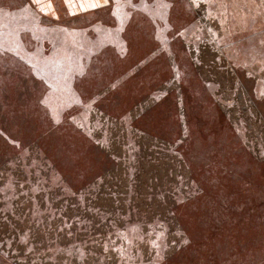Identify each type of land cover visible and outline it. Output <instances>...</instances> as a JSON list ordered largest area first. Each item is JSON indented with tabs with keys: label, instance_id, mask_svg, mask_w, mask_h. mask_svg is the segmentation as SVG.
I'll return each instance as SVG.
<instances>
[{
	"label": "rangeland",
	"instance_id": "obj_1",
	"mask_svg": "<svg viewBox=\"0 0 264 264\" xmlns=\"http://www.w3.org/2000/svg\"><path fill=\"white\" fill-rule=\"evenodd\" d=\"M202 55L234 78L232 96L240 87L264 108V0H0V209L22 201L25 168L51 164L70 190L132 161L124 133L133 141L149 129L176 144L200 189L177 210L187 246L164 264H264V161L247 151L246 119L228 123L231 96ZM213 213L230 223L204 227ZM2 223L0 264L34 263ZM163 243L140 247L160 253Z\"/></svg>",
	"mask_w": 264,
	"mask_h": 264
},
{
	"label": "trees",
	"instance_id": "obj_2",
	"mask_svg": "<svg viewBox=\"0 0 264 264\" xmlns=\"http://www.w3.org/2000/svg\"><path fill=\"white\" fill-rule=\"evenodd\" d=\"M207 60L202 55V70H208L220 91L232 99L229 108L222 110L223 114L231 126L236 125L239 117L246 119L244 135L250 141L248 145L246 143L247 151L252 158L263 162L264 158L255 156V153L264 151L260 148L264 147L263 105L257 101L254 103L252 98L250 100L240 87V92L235 94L242 92L243 95L232 96L234 78L229 82L228 71L208 65ZM106 128L112 129L111 126ZM124 135L123 152L132 154L133 160L113 162L70 190L63 186L61 179L55 181L53 173L50 175L51 164L40 161L28 172L25 168L23 175H29V183L26 180L20 182L24 186L22 201H14L15 205L13 203L5 212L0 209V224L3 222V227L9 228L13 226L15 238L11 239L12 243L18 241L14 246L30 263L33 260L32 264H57L61 256L63 261L59 264H111V261L114 264L112 257L126 249V252L129 250V259H122L120 254V262L123 260L124 264H164L174 257L177 260L182 254L188 235L177 210H180L181 203L195 199L200 189L187 182L182 153L175 149L177 146L173 141L167 146L161 140L162 135L149 129L134 137L133 141H128L130 138ZM115 141L120 147V139ZM129 144L133 145L130 149L126 148ZM96 147L112 154L108 144L105 147L99 143ZM117 151L121 152L119 148ZM222 215L213 213L203 226H208V221H213L214 225L230 223L229 219L220 218ZM255 217L264 224V214ZM234 225L238 226V222ZM232 235L236 241L239 239L236 233ZM150 238L164 242L160 253L149 254L140 247L141 242Z\"/></svg>",
	"mask_w": 264,
	"mask_h": 264
},
{
	"label": "flooded vegetation",
	"instance_id": "obj_3",
	"mask_svg": "<svg viewBox=\"0 0 264 264\" xmlns=\"http://www.w3.org/2000/svg\"><path fill=\"white\" fill-rule=\"evenodd\" d=\"M186 178V177H185ZM187 180H189L188 178H186ZM29 202H30V200H29ZM3 231H6V230H3ZM128 242V241H127ZM126 244H123V246H125ZM142 249H144V248H142Z\"/></svg>",
	"mask_w": 264,
	"mask_h": 264
}]
</instances>
